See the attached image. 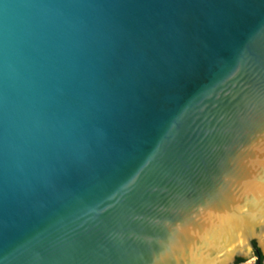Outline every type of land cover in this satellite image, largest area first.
Segmentation results:
<instances>
[{"label":"water","instance_id":"water-1","mask_svg":"<svg viewBox=\"0 0 264 264\" xmlns=\"http://www.w3.org/2000/svg\"><path fill=\"white\" fill-rule=\"evenodd\" d=\"M263 252L264 0H0V264Z\"/></svg>","mask_w":264,"mask_h":264},{"label":"rangeland","instance_id":"rangeland-1","mask_svg":"<svg viewBox=\"0 0 264 264\" xmlns=\"http://www.w3.org/2000/svg\"><path fill=\"white\" fill-rule=\"evenodd\" d=\"M261 255L263 256L261 264H264V252ZM239 264H255V257L251 260L244 261V262L239 263Z\"/></svg>","mask_w":264,"mask_h":264},{"label":"trees","instance_id":"trees-1","mask_svg":"<svg viewBox=\"0 0 264 264\" xmlns=\"http://www.w3.org/2000/svg\"><path fill=\"white\" fill-rule=\"evenodd\" d=\"M257 258H258V261H259L258 264H261L263 256L260 254V255L257 256ZM240 263H242V262H240ZM237 264H239V263H237Z\"/></svg>","mask_w":264,"mask_h":264}]
</instances>
